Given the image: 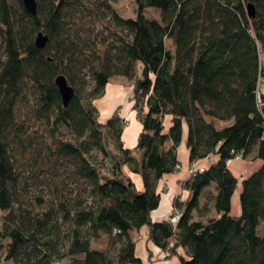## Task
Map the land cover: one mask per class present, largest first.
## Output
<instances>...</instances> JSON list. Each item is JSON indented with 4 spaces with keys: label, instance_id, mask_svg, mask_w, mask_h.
I'll list each match as a JSON object with an SVG mask.
<instances>
[{
    "label": "trees",
    "instance_id": "obj_1",
    "mask_svg": "<svg viewBox=\"0 0 264 264\" xmlns=\"http://www.w3.org/2000/svg\"><path fill=\"white\" fill-rule=\"evenodd\" d=\"M112 1L35 0L32 16L0 0V264H141L142 228L166 261L264 264V0H133L128 18ZM58 76L74 92L66 106ZM116 76L132 82L133 150L118 111L102 121L95 105ZM184 126L190 166L209 165L173 199L178 221H154ZM238 157L261 165L238 180L227 165ZM101 235L108 250L92 248Z\"/></svg>",
    "mask_w": 264,
    "mask_h": 264
},
{
    "label": "crops",
    "instance_id": "obj_2",
    "mask_svg": "<svg viewBox=\"0 0 264 264\" xmlns=\"http://www.w3.org/2000/svg\"><path fill=\"white\" fill-rule=\"evenodd\" d=\"M123 96L122 104L125 105L124 112L121 115L124 120L126 121L125 127L128 125V121L132 120V123L134 125V129H136V132H130L129 134V142L126 143L123 135L122 139L126 147L130 149H134L137 143V136L141 130V127L139 123L135 119V115L131 110V104L129 101L126 102V98ZM124 127V128H125ZM129 132V131H128ZM124 133V131H123ZM185 140H186V127H183V134H182V141L177 149V158L179 161V169L172 174L164 175L157 186L158 191L160 192L161 199L160 204L158 208L152 212L151 217L154 221H160L164 219H168L170 216V213L174 211V208L172 207L173 199H178L180 202L185 201L189 193L188 191L184 190L182 188L183 182L188 179L189 174L186 173L187 169L190 167V164L188 162V150L185 146ZM180 154V155H179ZM251 162V161H249ZM258 162V161H257ZM234 161H232L229 165V169L232 172V174L238 179L241 180L242 178L247 177L250 175L254 170L260 167L261 162H258L256 168L252 167L249 168L246 172V165L245 163H238V165L231 169V166L233 165ZM209 165L208 160H200L195 163H193L191 166L194 167H207ZM131 180L134 182L137 189L142 188V182L138 175L132 174L127 172ZM234 202V201H233ZM232 207V205H231ZM213 213V211L211 212ZM240 208H235V211L231 213L234 216L239 215ZM214 214V213H213ZM136 245H135V255L138 257L141 261V264H178L177 258H172L170 260H164L163 254L161 251L153 246L146 237V229L142 228L138 233H136Z\"/></svg>",
    "mask_w": 264,
    "mask_h": 264
},
{
    "label": "rangeland",
    "instance_id": "obj_3",
    "mask_svg": "<svg viewBox=\"0 0 264 264\" xmlns=\"http://www.w3.org/2000/svg\"><path fill=\"white\" fill-rule=\"evenodd\" d=\"M113 9L123 18H128V17H134L135 16V5L133 0H114L111 3ZM145 15L148 18H156L157 12L155 10H146ZM262 67H263V78H264V58L262 59ZM260 90L264 91V82L260 84ZM132 94V82L127 80L126 78L123 77H112L109 81V84L106 87L104 95L95 101V105L97 106V109L99 111V117L100 120H105L106 117H108L112 112L118 111V114L120 117L123 114L124 107L122 100L123 96L126 98V102H130ZM124 98V99H125ZM34 96L31 91L26 92V103L22 104L23 109H29L30 107L34 106ZM134 113V112H133ZM124 119V118H123ZM129 131V132H128ZM136 132V129H134V125L132 123V120L128 121V125L124 128V133H123V138L126 143L129 142V134L130 132ZM180 155V154H179ZM250 159L242 160V159H235L233 165L231 166V169H234L238 163H245L246 167V172L248 171L249 168H256L258 162L257 161H251L249 162ZM126 173L128 170H125ZM188 174V169L186 171ZM128 174V173H127ZM46 190V189H45ZM32 195H38V189H30ZM239 192H240V184H238V187L236 188L232 199H231V213L235 211V208L239 207ZM234 201V202H233ZM202 204V203H201ZM176 211V210H174ZM172 211L170 213V216L168 218H171L172 215L175 213ZM213 215L212 213L208 214ZM1 216V215H0ZM132 237H136V233H132ZM111 240L104 236L101 235L99 239L95 240L92 242V248L98 249V250H108L110 246ZM7 244L8 240H2L0 241V256L3 258L5 255V251L7 249ZM2 264H11V262H2ZM61 264H69V261L64 260L61 262Z\"/></svg>",
    "mask_w": 264,
    "mask_h": 264
},
{
    "label": "water",
    "instance_id": "obj_4",
    "mask_svg": "<svg viewBox=\"0 0 264 264\" xmlns=\"http://www.w3.org/2000/svg\"><path fill=\"white\" fill-rule=\"evenodd\" d=\"M23 3V6L25 8V10L31 14L32 16L36 15V2L35 0H21ZM247 14L248 17L252 18L254 17V10L253 7L251 5L247 6ZM48 42V38L47 36L43 35L42 33H38V35L36 36L35 39V45L37 48L39 49H43L45 47V45ZM55 84L58 88L59 94L61 96L62 102L64 104V106H66L68 104V102L71 100V98L73 97V89L68 86L65 78L63 76H58L55 79Z\"/></svg>",
    "mask_w": 264,
    "mask_h": 264
},
{
    "label": "built area",
    "instance_id": "obj_5",
    "mask_svg": "<svg viewBox=\"0 0 264 264\" xmlns=\"http://www.w3.org/2000/svg\"><path fill=\"white\" fill-rule=\"evenodd\" d=\"M239 159V157L237 158ZM231 163V161H228L227 162V165L229 166ZM202 170V167H194V166H190L188 168V174L191 175V174H194L195 172L197 171H201ZM175 213L172 215L171 218H168V220L171 222V223H176L180 217L179 215V212L178 211H174Z\"/></svg>",
    "mask_w": 264,
    "mask_h": 264
}]
</instances>
